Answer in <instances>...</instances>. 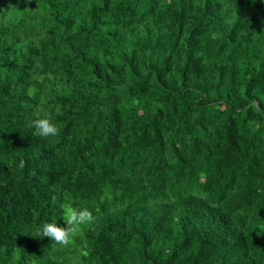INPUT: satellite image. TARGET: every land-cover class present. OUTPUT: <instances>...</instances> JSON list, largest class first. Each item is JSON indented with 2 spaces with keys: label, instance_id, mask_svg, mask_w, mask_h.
Returning a JSON list of instances; mask_svg holds the SVG:
<instances>
[{
  "label": "trees",
  "instance_id": "16d2710c",
  "mask_svg": "<svg viewBox=\"0 0 264 264\" xmlns=\"http://www.w3.org/2000/svg\"><path fill=\"white\" fill-rule=\"evenodd\" d=\"M0 264H264V0H0Z\"/></svg>",
  "mask_w": 264,
  "mask_h": 264
},
{
  "label": "clouds",
  "instance_id": "9594fccd",
  "mask_svg": "<svg viewBox=\"0 0 264 264\" xmlns=\"http://www.w3.org/2000/svg\"><path fill=\"white\" fill-rule=\"evenodd\" d=\"M30 127L34 128V135L42 138L56 137L60 131L49 118L39 116L32 120ZM22 166L23 161H21ZM106 198H110L107 193L100 198V202L103 203ZM61 208L62 220L66 227L58 226L56 222L44 223L40 228L39 236L50 238L61 247H68L84 228H91L95 224L97 217L89 208L75 207L71 202L62 204Z\"/></svg>",
  "mask_w": 264,
  "mask_h": 264
}]
</instances>
